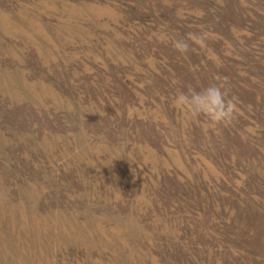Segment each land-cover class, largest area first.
I'll list each match as a JSON object with an SVG mask.
<instances>
[{"label":"rangeland","instance_id":"374dc122","mask_svg":"<svg viewBox=\"0 0 264 264\" xmlns=\"http://www.w3.org/2000/svg\"><path fill=\"white\" fill-rule=\"evenodd\" d=\"M0 264H264V0H0Z\"/></svg>","mask_w":264,"mask_h":264},{"label":"clouds","instance_id":"9594fccd","mask_svg":"<svg viewBox=\"0 0 264 264\" xmlns=\"http://www.w3.org/2000/svg\"><path fill=\"white\" fill-rule=\"evenodd\" d=\"M206 34L189 32L184 39H176L173 47L181 54L190 50V43L203 46ZM216 83L202 87L199 91L188 88L186 92L179 91L172 98V106L185 113L187 118L198 120L204 118L207 129H215L219 126L232 124L238 114L239 106L236 97H229L226 89L227 78L222 80L216 77Z\"/></svg>","mask_w":264,"mask_h":264}]
</instances>
